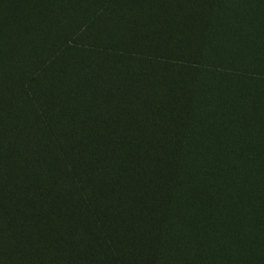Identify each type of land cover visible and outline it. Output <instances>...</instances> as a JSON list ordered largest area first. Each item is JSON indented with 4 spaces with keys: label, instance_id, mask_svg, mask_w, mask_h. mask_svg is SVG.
<instances>
[{
    "label": "trees",
    "instance_id": "trees-1",
    "mask_svg": "<svg viewBox=\"0 0 264 264\" xmlns=\"http://www.w3.org/2000/svg\"><path fill=\"white\" fill-rule=\"evenodd\" d=\"M263 9L70 0L0 46V264H264Z\"/></svg>",
    "mask_w": 264,
    "mask_h": 264
},
{
    "label": "rangeland",
    "instance_id": "rangeland-1",
    "mask_svg": "<svg viewBox=\"0 0 264 264\" xmlns=\"http://www.w3.org/2000/svg\"><path fill=\"white\" fill-rule=\"evenodd\" d=\"M7 2L8 0H0V46L5 50L11 39H26L32 36L34 25H38L42 21V17L50 14L54 7L62 12L67 11L70 5V0H56L55 2L54 0H44L46 3L41 2L39 7L30 1L27 6H22L23 8L16 7L11 12L12 17L16 18V23L6 14ZM54 4L56 5L54 6ZM37 7L40 8V11L37 10ZM54 12L56 10H53ZM262 19L264 20L263 15ZM14 54L21 56V51L14 52Z\"/></svg>",
    "mask_w": 264,
    "mask_h": 264
}]
</instances>
